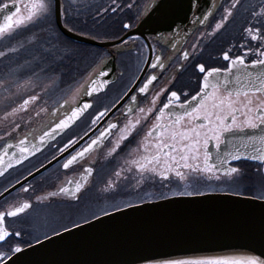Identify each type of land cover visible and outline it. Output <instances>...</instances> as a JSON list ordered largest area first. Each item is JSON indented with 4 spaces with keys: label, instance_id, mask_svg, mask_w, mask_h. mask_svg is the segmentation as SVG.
<instances>
[{
    "label": "flooded vegetation",
    "instance_id": "1",
    "mask_svg": "<svg viewBox=\"0 0 264 264\" xmlns=\"http://www.w3.org/2000/svg\"><path fill=\"white\" fill-rule=\"evenodd\" d=\"M148 1L60 0L64 24L96 39L122 36ZM7 2H17V10L0 29V52L14 55L9 44L21 36L17 42L32 40L26 47L40 48V38L57 34L54 24L62 34L54 13H46L53 0H0V5ZM36 5H44L39 15L14 24L17 15ZM72 42L70 55L48 44L38 50L42 56H32L44 61L49 52L54 61L51 70L21 78L36 86L34 95L21 103L0 95V147L36 127L100 59L114 54L118 74L90 99L74 125L0 176V262L17 249L106 212L178 195L243 194L236 188L242 183H235L238 177L264 178L257 161L231 160L225 170L211 161L223 132L264 126V0H222L209 22L178 46H167L154 35H128L121 51ZM24 56L23 64L30 62L29 54ZM66 58L71 62L65 63ZM210 71H229L223 78L229 90L212 87L192 102L204 81H214L207 76ZM236 84L249 89L239 91ZM215 163L222 164L218 155ZM11 192L5 201L3 195Z\"/></svg>",
    "mask_w": 264,
    "mask_h": 264
},
{
    "label": "water",
    "instance_id": "2",
    "mask_svg": "<svg viewBox=\"0 0 264 264\" xmlns=\"http://www.w3.org/2000/svg\"><path fill=\"white\" fill-rule=\"evenodd\" d=\"M53 1L55 22L67 38L121 51L122 41L128 35L144 38L154 35L167 46L182 44L195 28L209 22L222 0H149L136 24L116 39H96L70 29L63 22L60 0ZM16 10L17 2L0 5V29ZM114 58L111 54L100 59L70 89L67 97L45 111L36 127L0 147V176L42 151L82 117L91 105L90 99L116 79ZM230 74L229 71L207 73L214 81H204L192 102L197 103L212 87L229 90L223 78ZM239 87L244 86L236 84L239 91L249 89ZM216 155L223 165H216ZM78 157H82V152ZM240 159L258 161L264 170L263 125L223 132L218 148L211 155L215 167L223 170L228 161ZM82 182L79 179L74 187H80ZM229 256L248 257L264 264V199L212 192L136 203L17 249L0 264H188V260L215 264Z\"/></svg>",
    "mask_w": 264,
    "mask_h": 264
},
{
    "label": "rangeland",
    "instance_id": "3",
    "mask_svg": "<svg viewBox=\"0 0 264 264\" xmlns=\"http://www.w3.org/2000/svg\"><path fill=\"white\" fill-rule=\"evenodd\" d=\"M44 9V5H36L34 6L30 12L24 13L23 15H17L14 18V24H19V23H27L29 21H31L32 19H34L37 15L40 14V12ZM46 9V13H50V5H48V7H45ZM12 21V22H13ZM13 25V24H12ZM55 29V31L57 32L56 35H52L50 37H47L45 40H42L44 38H40V41H37V45L36 46H40V48H35V47H26L29 42H31V45L34 44V41L32 43V40L29 42H17L20 38L17 37L14 39V41H12L9 45L10 48H8V50L10 51H15L14 55H9L7 56L6 51H1L0 52V56L4 57L3 59H1L0 61V95H6V96H10V97H15L17 98V103H21L22 100L26 97L31 95V92H34V85H22V80L21 78H27L28 75H30V73L35 72V71H40L41 69L43 70V68H46V70H51L50 66L52 65V63L54 62L53 60H51L52 58L49 57V52H46L45 56L46 58H44L43 60H38L36 61L35 59L32 58V56H36V55H40L42 56L43 52H39L38 50L42 49L43 45H48L51 44V42L56 41V45L59 44V48L61 49L60 51L62 53H69V55L72 53L71 52V46L72 44H69L67 41H65L62 37L61 34H59V32L57 31L55 24L53 25ZM43 27V25L41 26ZM49 27V26H46ZM11 27L8 28V30ZM27 36V35H25ZM14 43V44H13ZM55 44H52L55 45ZM61 44H66L68 47L67 48H62ZM24 45V46H23ZM22 46V47H21ZM19 51V52H18ZM42 51H47V49H43ZM50 51V50H48ZM25 54H29L30 56V62H26L25 64H23L24 61H26V56H24ZM35 54V55H34ZM61 54H57V56H60ZM69 58V57H68ZM68 58L64 59L65 63L66 62H71V58L68 60ZM6 61L8 62L6 64ZM45 70V71H46ZM31 71V72H30ZM31 86V87H30ZM22 99V100H21ZM249 179V180H248ZM255 179H257L258 181L255 182ZM240 186L236 187L238 189H241L244 191V193H249V195H251V193H257L260 196H264V193H261V186H264V178H262V180L260 179V177L257 176L256 177H252V175H248V177H246V179L244 180V182L239 184ZM256 187L258 188L257 190L253 191L252 188ZM264 188V187H263ZM220 262V261H219ZM218 261H215V264H219ZM221 264H261L251 258L248 257H243V256H229L228 258H226V260L224 259L223 262H220Z\"/></svg>",
    "mask_w": 264,
    "mask_h": 264
},
{
    "label": "bare ground",
    "instance_id": "4",
    "mask_svg": "<svg viewBox=\"0 0 264 264\" xmlns=\"http://www.w3.org/2000/svg\"><path fill=\"white\" fill-rule=\"evenodd\" d=\"M138 46V45H137ZM53 172H56V170H54ZM247 175V174H246ZM244 177L245 176H243V177H238L236 180H235V183H240V182H244V180L246 179H244ZM248 177V176H247ZM257 178H258V176H257ZM244 179V180H243ZM260 179L262 180V178L260 177ZM258 180L257 179H255V182H257ZM14 192H11V193H9L8 195H3L4 197H2V198H6L5 199V201L7 200V198L9 197V195H14L13 194ZM6 194V193H5ZM86 222V221H85ZM62 231V230H61ZM188 262V264H213V263H211L210 261L208 262V261H203V260H201L200 262L199 261H194V260H188L187 261Z\"/></svg>",
    "mask_w": 264,
    "mask_h": 264
},
{
    "label": "trees",
    "instance_id": "5",
    "mask_svg": "<svg viewBox=\"0 0 264 264\" xmlns=\"http://www.w3.org/2000/svg\"><path fill=\"white\" fill-rule=\"evenodd\" d=\"M51 13H52V10H51ZM62 35V37H63V39L65 40V41H67L69 44H72L73 42H72V40H70V39H68L67 37H65L63 34H61ZM15 38H17V37H15ZM56 43V41H53V42H51V44H55ZM56 45V44H55ZM57 45H59V44H57ZM61 47L62 48H67L68 46L66 45V44H61ZM69 48V47H68ZM245 195H249V193H244Z\"/></svg>",
    "mask_w": 264,
    "mask_h": 264
}]
</instances>
